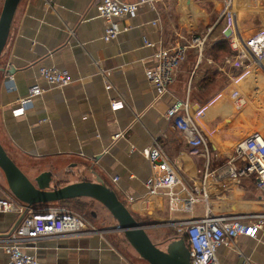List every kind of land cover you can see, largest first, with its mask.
<instances>
[{"label": "crops", "instance_id": "crops-1", "mask_svg": "<svg viewBox=\"0 0 264 264\" xmlns=\"http://www.w3.org/2000/svg\"><path fill=\"white\" fill-rule=\"evenodd\" d=\"M97 1L21 0L0 58V140L8 154L32 180L43 172L53 173L57 187L82 178L103 180L132 212L166 223L161 227L168 238L180 236L170 222L208 212L245 220L262 213L264 175L253 172L232 178L228 163L240 156L237 147L264 132V73L260 71L264 70L253 66L260 73L250 70L245 75L251 77L237 81L239 70L236 77L227 72L228 66L222 71L224 60L216 63L207 56L206 44L201 62L195 50L189 51L163 96H157L146 76L155 64L157 48L172 44L179 35L199 33L202 25L211 23L212 8L220 15L222 0H202L213 3L209 9L200 0H156L155 7L142 5L135 18L119 20L123 31L110 41L104 39L106 20L99 15ZM238 3L247 16H264L260 0ZM42 67L67 71L71 83L49 84L40 76ZM213 68L219 74L204 88L202 81ZM35 82L45 91L24 113L16 114ZM235 92L245 100L241 107L235 103ZM188 95L191 114L207 138L209 166L205 157L191 152L188 138L167 117L175 100ZM113 102L123 106L115 110ZM116 134L122 136L114 140ZM156 139L198 197L193 212L181 210L179 204L174 210L164 206L162 211L148 213L142 209L145 181L152 172L148 156ZM21 217L0 213V238L11 234ZM98 230L34 240L25 250L44 264H135L133 258L140 255L132 246L129 255L110 240L107 234L114 231ZM164 235L151 238L164 246ZM218 258L221 264H264V233L221 246ZM8 261L0 245V264Z\"/></svg>", "mask_w": 264, "mask_h": 264}, {"label": "built area", "instance_id": "built-area-1", "mask_svg": "<svg viewBox=\"0 0 264 264\" xmlns=\"http://www.w3.org/2000/svg\"><path fill=\"white\" fill-rule=\"evenodd\" d=\"M155 1L98 0L96 8L99 15L106 20L104 39L110 41L117 38L123 31L120 19L135 18L140 6L155 7ZM222 2L219 21L225 23V33L230 30L229 36H225L229 39L231 54L225 58L224 65L220 69L225 71L226 66H229L227 72L231 73L230 75L234 74V77H236L235 70L247 71L253 66L264 70V29L253 33L256 26L249 27L243 24L240 15L244 10L240 8L238 0H222ZM3 3L4 0H0V9ZM207 38L208 34L190 37L179 35L172 44L157 48L154 53L155 64L146 70L147 79L154 86L157 96L161 97L169 92V87L175 81L176 73L187 59L190 50H195L198 61H202ZM146 44L155 47L152 42L146 41ZM40 76L57 87L71 83L69 73L57 68L42 67ZM108 88L111 86L108 85ZM44 91L41 84L37 82L32 84L28 95L20 100L22 106L15 109L16 114L24 113L25 108ZM234 97L238 106L245 104L244 98L238 92L234 93ZM112 106L116 110L123 104L113 102ZM167 117L173 120L175 127L188 138L191 152L205 157L209 166L210 150L207 138L191 114L189 95L185 100L176 99L168 109ZM121 136L122 134H116L113 139L117 140ZM238 153L240 156L233 158L231 163L236 166L240 160H244V165L236 168L229 164V174L232 178L250 175L253 172L264 175V138L255 135L242 145ZM256 157L262 160L261 167H251V161ZM148 159L152 172L145 181L147 194L141 201L142 209L148 213L158 209L162 211L164 206L174 210L175 205L179 204L181 210L193 212L198 197L182 175L180 166L169 157L158 139L154 141ZM114 180L117 181L118 177ZM11 212L18 213L22 217L11 234L0 238V245L9 255L8 264H44L25 250V245L34 240L99 232L88 220L68 207L54 203L28 206L11 194L0 193V213ZM169 224L177 228L178 234L187 240L191 264H221L218 258V250L221 246H230L244 236L257 238L259 234L264 233V214L253 215L245 220L243 216H217L208 212L201 217Z\"/></svg>", "mask_w": 264, "mask_h": 264}, {"label": "water", "instance_id": "water-1", "mask_svg": "<svg viewBox=\"0 0 264 264\" xmlns=\"http://www.w3.org/2000/svg\"><path fill=\"white\" fill-rule=\"evenodd\" d=\"M21 0H4L0 11V58L7 45L13 20ZM230 30L225 35L229 36ZM12 74V71L10 72ZM0 169L11 194L28 206L50 205L73 199L90 198L100 202L116 223L101 231L121 232L128 243L150 264H191V253L183 236L168 238L164 246L155 243L148 228L164 226L162 222H143L137 219L117 192L103 180L82 178L63 186H54L56 176L43 172L32 180L8 154L0 140ZM93 217H98L92 212Z\"/></svg>", "mask_w": 264, "mask_h": 264}, {"label": "rangeland", "instance_id": "rangeland-1", "mask_svg": "<svg viewBox=\"0 0 264 264\" xmlns=\"http://www.w3.org/2000/svg\"><path fill=\"white\" fill-rule=\"evenodd\" d=\"M253 2H256V1H253ZM200 5L209 9L210 6L213 5V3L200 0ZM239 5L242 7V5L240 3H239ZM259 5H260L259 9H264V3L262 2V0H260ZM259 5H257V7H259ZM212 9L209 12V13H211V15H210L211 16V23L208 26L202 25L201 28L199 29V33H192V35H194V36H196V35H198V36L203 35L204 36V35L208 34L207 42H209V43L213 42L214 39L224 38L225 37V27H226L225 23L222 20L219 21V16H218L217 12L214 10L212 11ZM0 11H1V9H0ZM240 16H241V20L243 21V24H246L245 26H249V27L250 26H256L255 31L253 33L259 31L260 29H264V19H263L264 16H262L261 14H255L254 16H252L250 14V16H246L243 13ZM201 22H203V21H201ZM214 27L216 28V30L214 29ZM185 35L187 37L192 36V35L186 34V33H185ZM205 54H206V51H205ZM228 68H229V66H228ZM248 71H250L251 73H252V71H256L258 73H260V71H261L264 73V71H262V70L259 71L257 68H254V67H251L247 71L242 69V70L237 71V73L239 74V77L237 76L236 80L238 81V78H241L243 80H247L246 78L251 77V75H252V74L245 75V73H247ZM244 75H245V77H242ZM257 76H258V74H257ZM239 81H242V80H239ZM191 104H192V101H191ZM256 135H259L262 138H264V132H261V133L258 132V133H256ZM243 144L244 143H242L239 147H237V149L239 151H241ZM239 162L241 164L239 163L238 165H240V166L244 165V160H240ZM229 164L234 166L233 165L234 163L232 164V163H230V161L228 163V166H229ZM238 165H236L234 167L238 168ZM259 176H262V175L259 174ZM0 193L2 195H10L11 194L9 187H8V184H7V181H6V178H5V175L1 169H0ZM82 200L83 201H69V202H60V203L56 202L55 204L59 205V206L68 207L70 210L74 211L75 213H78L79 215L84 217L86 220L91 221L93 223L92 225L94 227H96L97 229L108 228V227H112L115 224H117L115 219L111 215V213L100 202H98L94 199H90V198L82 199ZM80 202H85L87 204V206H85V207L81 206ZM92 212H95L98 217L97 218L93 217ZM134 214L137 217V219L140 221H143V222H152L153 221V219L150 216H147L145 214L144 215L138 214V213H134ZM257 214H264V211L262 213L261 212L256 213V215ZM162 229H163L162 227L148 228L147 231L152 238L158 239L159 236H162L165 233L164 229L163 230ZM171 232H173V231H171ZM171 232H170V234H171ZM107 235L110 237L111 241L115 242L116 245H118L120 247V249H122L123 251H125L129 255L131 254L130 250L132 247H131V245H129V243L126 240L123 233L113 232V233H109ZM168 237H169V235L163 236L164 239H167ZM133 262L135 264H148L144 259L140 258L138 255H136V257L133 258Z\"/></svg>", "mask_w": 264, "mask_h": 264}, {"label": "trees", "instance_id": "trees-1", "mask_svg": "<svg viewBox=\"0 0 264 264\" xmlns=\"http://www.w3.org/2000/svg\"><path fill=\"white\" fill-rule=\"evenodd\" d=\"M206 53L207 56L211 57L216 63H220L225 58L231 54V49L229 45V39L225 36L224 38L217 39L211 43H207L206 47ZM216 74H219L214 68L212 70H209L207 72V77L202 81L203 86L209 87L210 84L212 83V79L217 76ZM238 75V74H237ZM225 78L223 77V80ZM71 201H83L82 199H76V200H71ZM69 202V201H67ZM81 206H87L85 202H80Z\"/></svg>", "mask_w": 264, "mask_h": 264}, {"label": "bare ground", "instance_id": "bare-ground-1", "mask_svg": "<svg viewBox=\"0 0 264 264\" xmlns=\"http://www.w3.org/2000/svg\"><path fill=\"white\" fill-rule=\"evenodd\" d=\"M258 166L259 167L262 166V160L259 157H256L254 160L251 161V167H258ZM260 183H263L262 180H260Z\"/></svg>", "mask_w": 264, "mask_h": 264}]
</instances>
